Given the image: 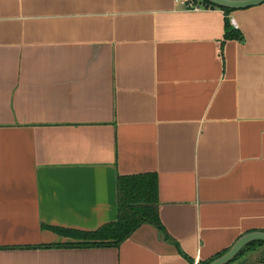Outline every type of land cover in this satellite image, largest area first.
Instances as JSON below:
<instances>
[{
	"label": "crops",
	"instance_id": "obj_1",
	"mask_svg": "<svg viewBox=\"0 0 264 264\" xmlns=\"http://www.w3.org/2000/svg\"><path fill=\"white\" fill-rule=\"evenodd\" d=\"M243 39H225L226 19ZM235 21V23L233 22ZM159 215L119 246V175ZM264 232V1L0 0V264H195ZM180 250L187 255L183 256ZM257 244L227 264H264Z\"/></svg>",
	"mask_w": 264,
	"mask_h": 264
},
{
	"label": "trees",
	"instance_id": "obj_2",
	"mask_svg": "<svg viewBox=\"0 0 264 264\" xmlns=\"http://www.w3.org/2000/svg\"><path fill=\"white\" fill-rule=\"evenodd\" d=\"M195 1L205 7L222 9L226 13V16L235 10L233 8L222 7L209 0ZM225 39H243V33L233 27L229 18L226 19ZM117 201L116 220L89 231L53 227L55 231L78 239V241L45 244L38 247H117L144 223H151L165 232L159 215V183L156 172L119 175L117 178ZM257 244H264V242L255 240L247 243L235 258L245 253L246 249L254 247ZM179 252L187 257L180 248ZM221 255H218V257ZM218 257L197 264H209Z\"/></svg>",
	"mask_w": 264,
	"mask_h": 264
},
{
	"label": "water",
	"instance_id": "obj_3",
	"mask_svg": "<svg viewBox=\"0 0 264 264\" xmlns=\"http://www.w3.org/2000/svg\"><path fill=\"white\" fill-rule=\"evenodd\" d=\"M212 3L220 5L222 7H228L233 9H242L257 5L264 0H209ZM260 240L264 242V232L253 231L246 233L238 239V241L223 255L215 259L209 264H227L232 261L241 251V249L249 242Z\"/></svg>",
	"mask_w": 264,
	"mask_h": 264
},
{
	"label": "built area",
	"instance_id": "obj_4",
	"mask_svg": "<svg viewBox=\"0 0 264 264\" xmlns=\"http://www.w3.org/2000/svg\"><path fill=\"white\" fill-rule=\"evenodd\" d=\"M176 3L182 4L185 8L187 9H192V10H201L204 8H210V7H205L203 5L198 4L195 0H174ZM235 23V21L233 20ZM197 264V263H195Z\"/></svg>",
	"mask_w": 264,
	"mask_h": 264
},
{
	"label": "rangeland",
	"instance_id": "obj_5",
	"mask_svg": "<svg viewBox=\"0 0 264 264\" xmlns=\"http://www.w3.org/2000/svg\"><path fill=\"white\" fill-rule=\"evenodd\" d=\"M69 237V236H68ZM70 238H72V240L71 241H67V242H65V243H72V242H76V241H78V239H75V238H73V237H70ZM253 247V246H252ZM252 247H250V248H248V249H246V251H248L249 249H252ZM264 258V257H263ZM264 260V259H263Z\"/></svg>",
	"mask_w": 264,
	"mask_h": 264
}]
</instances>
